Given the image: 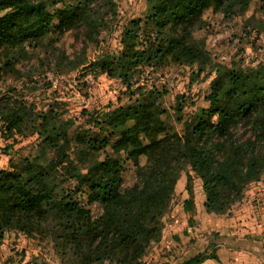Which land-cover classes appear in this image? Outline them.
<instances>
[{"label":"trees","instance_id":"trees-1","mask_svg":"<svg viewBox=\"0 0 264 264\" xmlns=\"http://www.w3.org/2000/svg\"><path fill=\"white\" fill-rule=\"evenodd\" d=\"M254 1L147 0L144 21L146 28L154 29L153 37L141 44L143 21H131L123 29L117 59L101 58L87 67L122 80L129 88L136 71L144 66L196 65L198 76L213 68L218 76L204 95V106L195 107L185 118V111L196 104L184 95L176 97L171 112L184 125L181 132L165 123L169 112L153 100L159 97L155 91L141 105L96 120L95 125L108 135L103 138L74 131L72 140V124L62 122L54 112L41 115L38 124L23 102L1 106L0 121L9 138L23 136L32 121L42 141L37 156L11 160L9 168L0 171V239L9 230L27 237L50 231L63 264H142L161 240L185 166L202 181L207 214L224 216L242 203L248 186L264 176V68L218 66L195 34L204 27L205 13L245 14ZM95 2L52 0L51 11L43 0H0V75L3 71L18 75L15 63L25 57L26 48L47 38L51 28L61 35L81 32L96 42L107 22L99 17L102 9ZM82 57L77 65L86 61L85 52ZM72 142L78 145L76 162L68 154ZM108 148L112 154L101 159V152ZM51 149L60 155L55 162L47 156ZM123 161L135 169L136 179L129 188L123 187ZM58 167H64V174ZM65 174L76 181L77 191L88 190L89 201L101 206V216L95 218L65 190ZM191 178L187 175L189 195ZM183 207L191 214L189 226L193 227L194 200H185ZM217 246L213 243V250L178 264L218 260Z\"/></svg>","mask_w":264,"mask_h":264},{"label":"rangeland","instance_id":"rangeland-1","mask_svg":"<svg viewBox=\"0 0 264 264\" xmlns=\"http://www.w3.org/2000/svg\"><path fill=\"white\" fill-rule=\"evenodd\" d=\"M43 1L52 11V0ZM95 1L99 9H102L98 13L99 17H105L107 22L99 30L97 41H88L81 32L72 31L61 35L51 28L47 38L34 48H26L25 57L15 63L18 75H10L7 71L1 73L0 107L23 102L32 120H37L38 124L41 123V115L53 112L62 122L71 123L69 135L72 140L74 131L90 132L93 136L103 138L108 135L100 126L95 125L96 120L101 122L106 119L105 116L118 113L122 108L141 105L148 101L147 94L155 91L159 93V97L153 100L170 114L164 116L165 123L181 132L184 125L177 123L171 112L176 97L184 95L196 104L185 111V118L195 107L204 106V95L210 91L211 82L218 76L215 70L208 68L198 76L196 65L178 66L166 62L152 67L144 66L136 71L130 88L122 80L111 77L100 69L90 72L87 67L98 59H117L122 52V32L129 22L139 19L140 22L143 21L139 33L141 44L153 37L154 30L145 26L147 0H113V5H109L107 0ZM113 11L116 12L115 15ZM203 19L204 27L196 32L195 37L204 42L215 59L214 64L235 70L264 68V0L252 2L245 14L225 17L223 14L207 12ZM83 52L86 61L77 65L82 61ZM30 122L26 125L23 136L17 134L9 138L0 121V171L8 169L11 160L32 159L38 155V145L42 140L32 121ZM117 139L112 138V142ZM72 143L68 154L76 162L78 145ZM106 154H112L111 148L101 152V159ZM47 156L55 162L60 155L51 149ZM63 168L58 167L60 174H64ZM187 175L192 177L191 195L186 190ZM122 178L124 188L131 187L135 182V169L129 161H123ZM258 183L251 184L246 190L245 198L251 196L249 205H253V202L255 205L256 200L252 198L261 193H256L260 186ZM64 185L72 198L88 207L95 218L101 216L102 208L98 203L89 201L88 190L77 191L76 181L66 174ZM202 189V181L189 166H185L179 173L161 240L147 252L142 264H178L199 252L213 250V243L227 244L226 234L237 224V212L242 205L237 203L224 216L206 219L202 207ZM190 197L194 200L196 210L193 227L189 226L191 214L186 213L183 207L184 201ZM209 263L214 262L209 261L207 264ZM0 264L63 262L50 231L27 237L17 230H9L0 239Z\"/></svg>","mask_w":264,"mask_h":264},{"label":"crops","instance_id":"crops-1","mask_svg":"<svg viewBox=\"0 0 264 264\" xmlns=\"http://www.w3.org/2000/svg\"><path fill=\"white\" fill-rule=\"evenodd\" d=\"M258 184L260 186L256 193H261L252 198L256 200L255 205L254 202L249 205V195L239 204L242 208L237 212V224L226 234L227 244L222 243L216 247L218 260H207L203 264L209 261L214 262L213 264H264V180L261 178ZM202 194L204 195L203 189ZM204 202L205 195L203 208ZM205 215L206 219L216 216L207 214L206 211Z\"/></svg>","mask_w":264,"mask_h":264}]
</instances>
